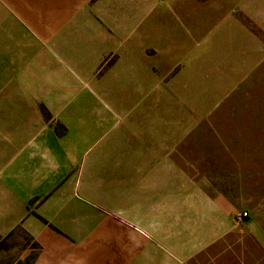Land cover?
<instances>
[{"label": "crops", "instance_id": "0c3cea01", "mask_svg": "<svg viewBox=\"0 0 264 264\" xmlns=\"http://www.w3.org/2000/svg\"><path fill=\"white\" fill-rule=\"evenodd\" d=\"M136 6L143 11L151 8L144 0H137ZM244 8L264 31V0H245ZM148 23V34H151L153 27L161 26L160 15H149ZM132 27L123 29L127 34L132 33V39L124 36L125 39H106L104 42L79 40L77 48H89L90 61L94 64L109 48L121 50L122 56L101 86H96L102 100L97 101L84 92L75 100L64 99L53 105L54 114L67 126L63 135L39 119L35 123L22 106H15L14 119L7 121L4 104H0V264H16L13 254L17 242L7 237L19 225L42 248L34 264H120L117 258L88 261L85 243L70 247L31 211L34 207L38 214L57 225L64 220L84 219L89 158L96 155L100 161L111 154L117 159L120 155H134L136 151L151 157L146 171L155 173L152 177L156 185L154 191H159L148 201L152 206L149 213L163 209L158 208L161 202L157 196H168L169 193L173 199L164 211L174 214L180 221V226H176V244L161 240L146 245V251L156 254L154 259L146 260V264H186L184 251L191 253L190 264H264V231L251 225L248 228L251 224L247 222L248 217L240 219L241 214H236L238 210L233 204L240 201V192L231 195L223 189L233 184L235 187L242 185L241 175H230L235 168L224 160L231 151L220 144L208 146V139L215 140L216 137L202 129L201 132L199 127L226 101L224 98L237 87L240 79L263 59L262 42L259 39H227L231 32L225 26L221 31L224 39H213L214 35L208 39L159 37L144 42L137 38L140 30L131 31ZM189 42L190 55L184 56L183 45ZM198 43L204 47L203 56L208 59L204 62L195 58L193 63L192 55L199 52L195 46ZM145 46L146 54L143 53ZM81 49L74 51L75 57L60 52L73 70L71 63L77 62L76 65L81 66L78 59ZM133 55L146 56V65L143 62L141 67L132 69V73L129 68L117 70L124 58ZM183 59L188 62L185 64L187 71L190 69V73L204 76L190 82L185 79V91L195 93L190 95L191 98L182 93L186 97L181 105L184 111L175 116L174 105L165 98L166 91L181 90L175 83L164 85V77L172 75ZM81 69L79 73L84 72ZM193 70L195 72H191ZM141 73L152 78L146 82V91L159 93L157 98H152V107L161 105L159 108L163 111L147 112L146 99L141 97L143 89L135 90L134 84L135 76ZM142 104H146V116L130 117L137 125L111 133L117 124L115 119H120L114 107L132 109ZM170 106L173 109L171 115H163ZM141 125L146 126L142 128ZM125 137L132 138V149L122 145L121 140ZM195 152L197 162L193 159L190 164L187 156L194 157ZM192 171L198 175H191L189 172ZM70 204L77 207L70 208ZM236 215L239 216L237 219ZM154 217L149 216L150 219ZM74 232L81 235L80 230ZM184 237L187 239L183 247L180 241ZM146 238H149L147 232ZM204 252L206 259L197 260Z\"/></svg>", "mask_w": 264, "mask_h": 264}, {"label": "rangeland", "instance_id": "374dc122", "mask_svg": "<svg viewBox=\"0 0 264 264\" xmlns=\"http://www.w3.org/2000/svg\"><path fill=\"white\" fill-rule=\"evenodd\" d=\"M144 1L146 5L151 4L148 11L138 8L137 0H0V104H4L7 121L14 119L15 106H22L35 123L39 119L63 135L67 126L53 112L56 102L75 100L84 92L97 101L102 100L96 86H101L120 61L122 51L109 48L94 64L90 61L89 48H77L80 39L93 42L125 39L124 36L132 39V33L127 34L123 29L133 24L131 31L139 29L137 38L144 42L159 37L208 39L214 35L213 39H224L221 31L225 26L231 32V38L228 36L227 39H259L264 47L263 28L250 17L248 11L245 12V0ZM149 15H160L161 20V26L153 27L151 34H148L150 28L147 25ZM195 46H198L199 52L192 55L191 62L194 63L195 58L205 62L208 58L203 56L204 47L201 43ZM183 47V55L189 56L190 42ZM80 49L78 59L84 64L71 63L73 70L60 52L75 57L74 51L79 52ZM143 50L146 54V46ZM124 59L117 70L129 68L132 73V69L141 67L143 62L146 65L144 55ZM186 63L183 59L172 75L164 77V85L175 83L181 90L166 91L165 98L169 102L171 100V106L174 105L175 116L177 112L184 111L181 105L186 101L185 96L191 98L194 92L185 91V79L190 82L204 76L190 73V69L187 71ZM80 67L83 73L78 72ZM151 79L142 73L135 76V90L143 89L141 97L146 99L148 113L151 110L163 111L159 108L161 105L152 107V98H157L159 93L146 91V82ZM224 99L226 101L199 127L216 137L215 140L208 139V146L218 147L217 144H220V147L231 151L230 155L224 156V160L235 168L230 175H241L242 185L235 187L236 184H233L223 189L231 195L240 192V201L233 204L238 210L236 214L247 213V222L251 223H247V227H259L264 231V56ZM146 104L132 109L114 107L120 119H115L117 124L111 133L137 125L134 120L146 116ZM171 106L165 109L163 115H171ZM185 110L190 111L186 107ZM121 142L124 147L133 148L131 137H125ZM194 155L187 156L190 164L193 159L197 162V152ZM97 159L96 155H92L88 160L84 219L64 220L57 225L38 214L34 207L31 214L61 236L70 247L85 243L88 261L117 258L120 264H146V260L154 259L156 255L146 251V245L162 241L176 244V226H180V221L174 218V214L164 211L173 199L171 195L157 196L161 202L158 208L163 209L156 210L158 213H149L152 206L148 201L157 192L154 191L156 185L152 178L155 173L146 171L151 157L136 151L134 155H120L117 159L111 154L100 161ZM189 173L195 177L198 175L193 171ZM165 197L166 200H162ZM147 207H150L148 212ZM80 211L83 209L80 208ZM150 215L155 217L150 219ZM237 215L236 219L240 216ZM75 230H80L81 235L74 234ZM146 232L149 238H146ZM7 238L17 242L13 254L16 264H34L41 254V246L21 225ZM186 239L184 237L180 241L183 247ZM205 254L200 253L197 260H205ZM183 255L190 264L191 253L184 251Z\"/></svg>", "mask_w": 264, "mask_h": 264}, {"label": "built area", "instance_id": "2783aa9c", "mask_svg": "<svg viewBox=\"0 0 264 264\" xmlns=\"http://www.w3.org/2000/svg\"><path fill=\"white\" fill-rule=\"evenodd\" d=\"M247 217H248L247 213H243V214L241 215L240 219H245V218H247Z\"/></svg>", "mask_w": 264, "mask_h": 264}]
</instances>
